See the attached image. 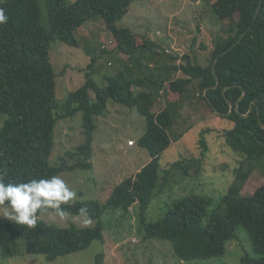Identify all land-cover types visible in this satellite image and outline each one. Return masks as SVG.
<instances>
[{
    "label": "trees",
    "instance_id": "trees-1",
    "mask_svg": "<svg viewBox=\"0 0 264 264\" xmlns=\"http://www.w3.org/2000/svg\"><path fill=\"white\" fill-rule=\"evenodd\" d=\"M134 1L75 0L69 4L67 0H45L47 26L43 24L39 0L0 3L9 17L7 24L0 25V115L8 116L0 128V174L4 182L20 183L76 170H93L94 133L99 118L109 112L110 102L136 108L145 118L147 130L138 144L152 158L135 176L114 188L105 206L93 200L62 205L71 217H78V210L86 206L89 217L95 220L93 227L50 225L39 218L43 211L55 213L48 208L38 211L37 225L32 229L7 221L5 231L10 240L3 246L2 256L45 255L47 261L54 262L86 251L95 242L104 245L105 210L121 209L123 216H128L138 205L144 239L169 241L181 262L222 258L228 243L237 238L238 230L243 227L253 255L241 256V264H264V184L253 193L246 190L255 173L264 172V0H216L210 5L219 19L235 20L236 26L229 30L227 38L215 41L212 61L207 67L194 65L186 57V65L174 67L184 77L164 82L149 76L136 78L133 68L125 65L114 74H106L103 87L96 83L90 71L84 84L61 103L57 98L58 74L50 57L52 43L79 48V29L100 19L117 39V48L130 58L139 49L156 46L153 42L138 45L140 38L136 33L118 27ZM98 56L93 55L88 68ZM137 69L149 70V67L139 62ZM195 81L199 97L210 112L234 123L232 129L220 135L241 160L228 193L213 210H210L212 198L190 194L176 200L163 219L148 222L147 212L169 182V175H174L175 170L185 176L191 171L200 175L209 152L207 132H204L200 140L201 157L178 161L160 177V159L172 144L169 131L175 124V116L169 109L155 112L154 106L162 88L164 97L169 92L178 94L182 100ZM155 84L161 87L157 91ZM80 112L85 141L68 151L62 164L54 167L50 159L58 120ZM184 134H179L176 140ZM22 241L25 253L20 250ZM95 264H107L104 252L96 255Z\"/></svg>",
    "mask_w": 264,
    "mask_h": 264
},
{
    "label": "rangeland",
    "instance_id": "rangeland-1",
    "mask_svg": "<svg viewBox=\"0 0 264 264\" xmlns=\"http://www.w3.org/2000/svg\"><path fill=\"white\" fill-rule=\"evenodd\" d=\"M5 1L7 0H0V3ZM39 1L43 24L47 26L45 0ZM67 1L72 4L75 0ZM215 1L135 0L129 14L118 22V27L128 28L136 33L140 38L138 45L153 42L156 46L139 49L133 58L117 48V39L100 19L88 22L79 29V48L62 42L52 43L50 57L58 74V100L64 103L69 93L84 84L86 73L90 71L96 83L103 87L106 85L104 76L116 73L125 65L133 68L135 77L149 76L164 82L184 77L183 72L175 70L174 67L186 65V57H189L194 65L207 67L212 61L215 41L218 38H227L230 35L229 30L236 26L235 20H221L213 13L210 5ZM93 55L99 56L92 67L88 68ZM139 62L145 63L149 70H138ZM158 87L160 86H155V91ZM199 93L196 81L188 87L182 100L178 94L171 95L169 92L164 97L162 88L160 98L158 97L154 106L156 112L166 107L165 109H169L172 116H175V124L169 131L172 144L162 153L160 159L161 178L172 164L201 157L200 140L204 132H207L205 137L209 152L205 155L200 175L191 171L189 176H185L178 170L174 171V175H169V182L160 190L147 212L148 222L163 219L176 200L190 194L212 198L210 210H213L218 201L228 193L234 179L241 159L233 154L220 135V132L232 129L234 123L210 112L205 101L200 99ZM108 108L106 116L99 118L98 129L94 133L93 170H76L58 175L78 194L77 198L69 203L93 200L105 206L119 183L135 176L152 160L149 151L138 144L147 130L145 118L136 108L112 102ZM7 119V115H0V128ZM82 120L81 112L74 117L58 120L54 132L55 147L50 159L52 166L62 164L66 153L75 150L85 141ZM179 134L184 135L176 140ZM129 141L135 142V145L130 146ZM262 184L264 172H256L246 185V190L253 193ZM122 212L121 209L105 210L103 221L106 244L95 242L86 251L49 262L45 255L25 254L13 258L2 256V248L10 240L5 231V223L10 220L3 217V208H0V264H95L96 255L101 252L106 254L107 264H241V256L246 253L253 255L248 233L241 227L237 238L228 243L226 254L222 258L181 262L169 241L144 239L140 229L138 205L133 207L128 216H123ZM39 218L58 227L76 225L79 228H90L95 224L92 218L91 224L85 225L79 216L71 217L66 214L62 219L49 210L43 211ZM208 221L209 216L205 219L206 223ZM20 250L25 253L23 241Z\"/></svg>",
    "mask_w": 264,
    "mask_h": 264
},
{
    "label": "clouds",
    "instance_id": "clouds-1",
    "mask_svg": "<svg viewBox=\"0 0 264 264\" xmlns=\"http://www.w3.org/2000/svg\"><path fill=\"white\" fill-rule=\"evenodd\" d=\"M8 19L5 10L0 8V25L7 24ZM77 195L58 175L27 182L5 183L0 174V207H3V217L26 225L29 229L36 227L38 211L45 208L54 209L55 214L63 219L66 213L62 205L76 199ZM78 212L83 224H91L86 206Z\"/></svg>",
    "mask_w": 264,
    "mask_h": 264
},
{
    "label": "built area",
    "instance_id": "built-area-1",
    "mask_svg": "<svg viewBox=\"0 0 264 264\" xmlns=\"http://www.w3.org/2000/svg\"><path fill=\"white\" fill-rule=\"evenodd\" d=\"M129 145H135V142L129 141Z\"/></svg>",
    "mask_w": 264,
    "mask_h": 264
},
{
    "label": "crops",
    "instance_id": "crops-1",
    "mask_svg": "<svg viewBox=\"0 0 264 264\" xmlns=\"http://www.w3.org/2000/svg\"><path fill=\"white\" fill-rule=\"evenodd\" d=\"M176 50H177V48H176ZM136 78H137V77H136ZM165 108H166V107H165ZM165 108H164V109H165ZM164 109H163V110H164ZM154 111H155V110H154ZM155 112H156V111H155ZM130 146H134V145H130Z\"/></svg>",
    "mask_w": 264,
    "mask_h": 264
}]
</instances>
